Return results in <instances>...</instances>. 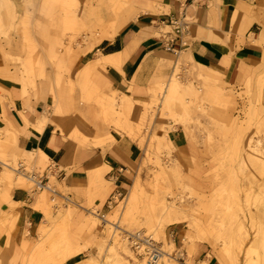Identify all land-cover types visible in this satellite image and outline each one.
Segmentation results:
<instances>
[{
    "label": "rangeland",
    "instance_id": "1",
    "mask_svg": "<svg viewBox=\"0 0 264 264\" xmlns=\"http://www.w3.org/2000/svg\"><path fill=\"white\" fill-rule=\"evenodd\" d=\"M11 1L15 6L14 11L17 14V18L9 21L4 10L0 14L5 16L0 23V56L3 58L5 68L9 73L14 72V74L16 68L23 86L26 84V89L37 91L38 88L42 89L47 84L49 91L53 95L65 83L73 85L71 80L73 79L74 72L71 71L70 75L64 76V79H61L60 83H58L56 81L54 66L51 62L52 56L58 54V57L62 61L69 63L71 61L73 65L74 61L86 50L87 46L95 40V38H93V41L88 40L89 43L86 45L84 42L85 35L89 37L95 36L97 32H100L102 22L109 24L111 20L114 18L120 19L131 9V0H85L81 2L79 11H82V14H84L85 8L89 6L92 8L93 14L86 21L85 31L77 29L74 34L64 25L65 22L60 2L51 0ZM190 4L191 2H188V5ZM140 8L144 7H138V9ZM26 12L28 18L22 22V16ZM178 17H182V14L179 12ZM193 21V17L186 15L185 24L188 27H190ZM160 32L162 36L166 37L168 36L167 34L172 33V28L166 30L162 25ZM165 52L169 55L167 56L168 59L160 61L155 79L149 89V100L144 104L150 105L153 102L161 106L160 102H156L153 90H157L158 92L161 83L167 84L170 77L174 74H177L184 84H191L198 92H204V95L200 99H191V119L189 120L194 142H191V144V140H188L191 161L185 166L177 156V152L165 148H161L162 153L159 155V159L156 156L146 155L144 153L145 150H143L142 162L145 169L141 171L140 175H142L145 182L148 196L154 195L157 183H159L161 195L162 193H173L175 197L178 195L182 196L185 200L184 206L188 210L187 213L198 221L202 232L198 233L195 230L186 228L185 225H180L181 228H184L183 231L188 238V243H178L174 250L169 248V243L174 239L169 235V232L175 225L167 226L164 229L165 237H163V234L158 236L162 251L171 253L172 258L177 260L175 264H204L200 262L204 260V257L207 259L215 258L219 264H222L219 252L225 250L227 246L224 243H227L229 237L233 235L243 244L240 251L232 247L233 254L238 257V260L234 263V260L229 259L227 260V264H248L249 259L247 254L250 251H256L255 254L257 253L256 255H258L260 264H264V241L260 239L264 234L263 220L261 216L255 214L253 205L256 195L264 188V163L253 157L250 150L246 147V143L248 144V142H250L251 147H254L260 141L262 153L264 154V129L259 133L255 130V127L249 129L245 127L244 134H242L238 129L233 128L235 121L238 124L245 123V116L252 105L259 106L264 112V92L262 94L258 93L253 82L255 80L251 81L252 88L250 90L247 88V84L241 88L223 85V89L228 94H231L232 103L231 105L223 101L220 103L211 96L206 95V89L201 82L187 77L184 72L176 73L174 63L179 53H170L166 49ZM27 68L33 70L30 74V78H32L30 80L33 83H31L25 72ZM224 101L226 100L224 99ZM99 106L104 110L103 112L107 113L106 117L111 120L110 123L116 130L114 121L116 113L112 114L101 105ZM147 112L148 108L141 106L140 112L136 117L130 116V121L135 125L140 120V115ZM150 112L151 110L145 116L142 122L143 125L139 129L134 128V134L131 136L139 140L142 148L145 147L142 141H154L157 135L169 134L173 130L181 129L175 124L181 121V116L184 114L183 107L179 103H176L172 108L175 117L169 115L164 119H160V110H156L155 114H150ZM152 115L154 117H151ZM256 124L258 122L254 120L252 125L256 126ZM157 144L155 142L154 145ZM12 147V143L3 144L2 141L0 143V159L5 162L14 163L15 160L27 159V156L15 157V153L12 155L10 153ZM47 165L48 163L45 164L40 174L45 172ZM167 166H179L181 168L180 173L176 167V172L181 174L179 180H175V177H172L173 179H170L169 182L156 181V177L161 175ZM53 183H55L53 186L60 193V196H64L65 199L69 198L68 192L55 179H51V184ZM0 186L3 187L1 181ZM188 187L200 189L207 195L205 199H202L206 200L205 205L197 212L191 209L194 205L198 204L196 200L197 196ZM32 190L27 191L31 197L38 199L40 193H32ZM217 190H220V192L217 193ZM127 195L128 192H124L123 197L116 204H113L111 208L104 210L102 214L105 216L114 215L113 222L122 230L127 231L126 233L141 231L146 232L147 235L150 233L157 235L155 233L157 226L154 224L151 226L145 222V216L149 214L153 216V214L144 208V203L139 206L136 212V218L141 220V223L138 225L129 226L123 221L121 215H118L117 207L120 206L121 201ZM60 196H53L50 193L46 195L47 202L52 208V215L55 217L60 211L72 206V200L71 202H64L66 200L60 198ZM53 198L56 200L55 202L51 201ZM168 201L170 203L173 202L172 199ZM92 206H95V203L84 205L83 208L90 210ZM75 209L86 219L87 212L84 209L80 207H76ZM234 215L236 218H234ZM156 216L158 217L160 214L157 213ZM214 220L224 222L226 230L215 229V234L213 233L212 237L207 233V230L209 229L208 224ZM253 220L258 222L257 227L254 226L255 222ZM260 223L261 225H259ZM240 228H242V232H240ZM95 234L97 238L103 239L102 241H105L106 245L110 246L113 244V240L109 238L110 232L106 233L101 222H99ZM205 236H210L213 241L216 239L220 240L215 241L216 245L205 244L203 243ZM180 239L182 240L183 237H180ZM126 245L129 247V251H131L130 255H133L136 260L118 249L119 259L122 261V264H149L146 259L137 256L133 252L128 242ZM92 252L96 254L97 248L94 247ZM181 256L184 257L180 258ZM87 257H89V254L84 253L78 260H83ZM200 257L202 259L199 261ZM12 263L15 264V261L6 262L2 259L0 262V264ZM159 264H164V262L160 260ZM224 264L226 263L224 262Z\"/></svg>",
    "mask_w": 264,
    "mask_h": 264
},
{
    "label": "crops",
    "instance_id": "2",
    "mask_svg": "<svg viewBox=\"0 0 264 264\" xmlns=\"http://www.w3.org/2000/svg\"><path fill=\"white\" fill-rule=\"evenodd\" d=\"M182 1L187 2L190 8L186 15L193 17L194 21L186 33L171 44L176 53L185 52L195 64L219 72L226 85L241 88L248 81L255 80L256 69L264 57V46L255 42L264 25L263 0H131V9L121 17L128 19V25L115 39L104 40L91 51L81 53L72 65L74 75L71 82L76 81L79 71L94 61L99 52L107 57L123 54L143 30L154 28L160 33L163 24L171 27L169 21L178 17ZM149 5L162 10L136 15L140 10L138 7ZM167 39L162 34L159 37L148 35L131 52L120 70L107 67L105 76L95 73L91 77L92 85L109 96L116 91L131 97L135 103L132 117H136L140 105L149 100V89L160 61L168 59L165 52ZM45 116L49 123L43 126ZM110 122L98 104L85 100L81 90L68 83L54 95L47 84L37 91L26 89L25 93L16 68L15 74L9 73L0 56V129L15 136L10 142L13 146L10 153L24 157L25 153L43 152L60 168L59 183L68 192L69 199L82 207L88 204L89 174L103 166L108 167L105 179L111 187L108 194L104 193L108 199L102 212L110 208L108 203L115 192L122 196L128 192L145 149L138 139L115 130ZM168 135L177 156L187 166L191 160L185 132L176 129ZM109 136L113 139L109 140ZM12 202L23 205L18 210L19 218L12 235L13 248L18 251L25 231H29V238L36 235L43 213L35 209L36 198L28 191L15 190ZM100 204L98 198L95 205ZM1 208L7 210L9 205L2 203ZM183 230L180 225L170 229L175 247L183 242L180 239ZM4 242L5 238L0 239V247ZM200 262L219 264L215 258L206 257Z\"/></svg>",
    "mask_w": 264,
    "mask_h": 264
},
{
    "label": "bare ground",
    "instance_id": "3",
    "mask_svg": "<svg viewBox=\"0 0 264 264\" xmlns=\"http://www.w3.org/2000/svg\"><path fill=\"white\" fill-rule=\"evenodd\" d=\"M51 1L61 3L63 20L65 22L64 23L62 21V23H64V25L68 27L72 33L75 34V30L77 29H82L85 31L86 21L88 20V17L92 16L93 14L92 8L89 6L85 8L86 11H84V14H82V11H79V7L82 4L81 2L85 0ZM189 8L190 7L186 6L185 2L182 1L181 5H179L178 11L180 14L185 13L186 15V12ZM2 10H4L6 13V17L9 21H13L17 18V14L14 11L15 6L11 0H0V14L3 13ZM161 10V7L157 8L155 6L149 5L148 7L140 8L136 15L138 16L142 13H160ZM137 16H133L134 19H136ZM4 17L5 16L0 15V23ZM27 18L28 15L26 12L22 16V22ZM127 25L128 19L126 18H114L109 22V24L102 22L99 33L97 32L93 37H89L88 35L84 36V42L86 45L89 43L88 40L93 41V38H95V40L92 42V44L87 46L83 54L91 51L104 40L115 39L116 36L120 34ZM163 26L166 30L171 28L165 24H163ZM160 33L154 28L143 30L141 34L135 38V40L128 44V47L123 54L107 57L99 52L97 54V58L94 61L84 65V67L79 71L76 81L73 82V86L81 90L84 99H86L88 102L94 101L105 108L108 112H111L112 114L115 112L116 116L114 121L116 130L123 132L128 136H132L134 134V128L139 129V127L143 125L142 122L145 119V116L149 114V110H151L150 114H155L156 110H160V119H164L169 115L175 117L173 114L174 112H172V108L176 103H179L183 107L184 114L181 116V121L177 122V120L175 125L179 126L185 132L188 140H191L190 143H194L192 139L193 135L190 131L192 128L189 120L191 119V99H200L201 96L204 95V92H198L191 84H184L177 74L172 75L167 84L161 83L158 92L157 90H153V96L156 98V102L161 103V106H158L157 103L153 102L150 104L151 106L146 104L140 105L145 106V108L147 107L148 112L140 115V120L136 122L135 125L132 121H130V116L132 115L135 106V103L131 97L125 94L117 93L116 91L112 92V94L109 96L108 94H105L94 87L91 83V77L95 73L99 72L105 76L107 67H115L120 70L123 62L129 58L131 52L138 46L142 39L148 35L159 37ZM255 42L264 45V25L258 39ZM51 62L54 66L56 81L58 83H60L61 79H64V76L70 75L72 68L71 61L70 63L62 61L60 57H58V54H54L52 56ZM174 67L176 69V73L184 72L187 77L194 79L197 82H201L203 87L206 89V95L211 96L220 103L223 101L224 103L231 105L232 96L223 89L222 86L226 85V83L223 81L219 72L205 68L199 64H195L189 54L185 52H181L179 54L178 58L175 60ZM256 70L258 74L255 77V81L253 82L255 84V89H257L259 94H262L264 92V57L262 58L261 64ZM25 72L28 75L27 77L29 80L32 79L30 78V74L33 72V70L31 68H27ZM30 81L33 83L32 80ZM247 88L249 90L252 88L251 80L248 81ZM24 91L26 93V84H24ZM224 99L226 101H224ZM104 113L107 115L106 112ZM151 117L154 116L152 115ZM254 120L258 122L256 126L252 125ZM42 122L44 126L49 123V120L45 116ZM245 127L248 129L255 127V130L259 133L264 129V112L262 111V108L257 105H252L245 116V123L238 124L235 121L233 124V128L238 129V131L242 134H244ZM14 139L15 136L13 134H9V132H6V130L4 132V130L0 129V143L3 141V144H8ZM108 139L112 140L113 138L112 136H109ZM155 142L158 144L154 145ZM142 144L145 145L144 153L146 155L148 154L156 156L157 159H159V155L162 153L161 148L175 151L174 146L169 139L168 133H165L164 135H157L154 138V141H142ZM246 147L248 150H250V153L253 157H255L258 161L261 160V162L264 163V154L262 153L260 141H258L257 145L254 147H251L250 142H248V144L246 143ZM25 154L27 159L15 160V163L5 162L0 159V166H2V169H0V181L3 184V187L0 186V239L5 238L6 241L4 247L0 248L2 251L0 253V262L3 259V261L6 262L15 260V264H67L70 261L76 260L84 253H88L89 257L83 260H77L72 264H122V261L119 259L120 256L118 249L134 259L133 255H130L131 251H129V247L126 245L127 237L123 236V234L127 231L122 230L119 226H116V224L113 222V218H115L114 215L111 214L109 216H105L102 214V207L107 197L104 193L107 192L108 194V191L111 187L110 182L105 179V175L108 171V167L106 166L98 168L89 174L90 187L87 193L88 204L92 205L98 198L101 199V204L92 206L90 210H87V208H83L82 206H78L72 201V206L70 208L60 211L55 217L52 215L51 205L47 202V192L45 191L40 193L38 199H36V204L34 207L43 213V220L36 230L35 237L33 236L32 238H29V231H25V237L21 243V246L19 249H17L18 251H15V248H13L12 235L16 229V224L19 218L18 210L23 205L13 203L12 194L17 189L25 191L34 189L32 184L33 181L29 180L30 178L25 176L26 173H29L30 175H39L42 172V169L45 167V164H50L49 158L43 152L39 151L36 153ZM21 162L24 163L26 167V173H16V170H18L17 165H19ZM176 167L181 173V168L179 166H167L162 171L161 175L156 177V181L169 182L170 179H173L172 177H175V180H179L181 174L176 172ZM143 169H145V166L144 163L141 162L139 171L136 174L133 184L128 189V195L121 201L120 206L117 207L118 215H121L123 221L129 226L140 224L141 220L136 218V212L138 211L139 206L144 203V208L153 214V216L150 214L145 216V222L148 225L153 226L154 224L157 226V231L155 232L157 235H152L151 233L148 234L149 237H151L156 243L160 244V241L158 240V236L160 234H163V237H165L164 229L167 226L185 225L186 228H190L198 233H201V225L198 224L196 219L187 213L188 210L184 206L185 200L182 196L178 195L175 197L173 193H162L161 195L159 183H157L155 186L154 195L148 196L145 182L142 178V175H140ZM52 179H55L56 182L60 184L58 178ZM54 184L55 183L51 184V186ZM189 189L197 196L196 200L198 204L191 208L192 211L194 210L197 212L205 205L206 200L202 199H205L207 195L200 189L194 187H190ZM219 192L220 190H217V193ZM54 198L51 199L52 202L56 201ZM60 198L66 200L64 202H71L69 198L65 199L62 196H60ZM169 199H172L173 202L170 203L168 201ZM2 203L8 204L9 208L7 210H2ZM253 205L255 208V214L261 216L264 227V188L258 195H256ZM75 206L80 207L84 209L85 212H87L86 219L81 213L75 211ZM119 211H121V213H119ZM157 213H159L160 216L157 217ZM234 218H236L235 215ZM255 220H253V222H255L254 226L257 227L258 222ZM99 222H101L106 233L110 232L109 238L113 240L112 245L108 246L106 245L105 241H102L103 239L96 237L95 232ZM259 225H261V223ZM208 227L209 229L207 230V233L212 237L213 233L215 234V229L223 231L226 230L225 223L216 220L208 224ZM240 232H242V228H240ZM181 235L183 237V243L187 244L188 238L186 237L184 231ZM260 239L264 241V234ZM216 240L219 241L220 239ZM215 241H213L210 236H205L203 238V243L205 244L216 245ZM224 244L227 247L224 251L219 252L221 263L224 264L225 262L227 264V260L229 259L234 260V263H236L238 257L233 254L232 247H235L240 251L243 243L235 236L231 235L228 242ZM94 247L97 248L96 254L92 252ZM169 248L174 250L176 249L174 239L171 241V243H169ZM253 252L250 251L247 254L249 259L248 264H260L258 255H256L257 253L255 254L256 251ZM183 257L181 256L180 258ZM161 261L164 262V264H175V262H177L176 259L172 258L171 253L168 251L162 254ZM156 264H159V262Z\"/></svg>",
    "mask_w": 264,
    "mask_h": 264
},
{
    "label": "built area",
    "instance_id": "4",
    "mask_svg": "<svg viewBox=\"0 0 264 264\" xmlns=\"http://www.w3.org/2000/svg\"><path fill=\"white\" fill-rule=\"evenodd\" d=\"M184 2L186 4V1ZM185 21H186L185 14H182L181 18L174 16L173 18L170 19L169 25L172 28V33L167 34L168 36H166L168 38L167 45L165 47L167 52L176 53V51L174 50L171 44L174 43L175 40L179 39V37L183 36L186 33L188 26L187 24H185ZM0 169H2V166H0ZM17 169L18 170H16V173L19 172L26 173V167L22 162L19 163V165H17ZM35 175L36 174L30 175L29 173H26L25 175L26 177L30 178L29 180L33 181L32 183L34 186V189L32 190L33 193L34 192L42 193L46 191L47 193H50L53 196H60V193L57 192L55 187L51 186L52 178L60 179L62 176V172L60 168L57 166V164H55L54 162H50L44 173L36 176ZM122 197L123 196L121 193L115 192L108 203V207L111 208L112 205L116 204L117 201L120 200ZM125 236L127 237V242L129 243L131 249L137 256L146 259L147 262L150 264H156L160 262L162 258V254L164 253L162 251V247L160 246V244L153 241L152 238L149 237V235H147L144 232H136V233H126Z\"/></svg>",
    "mask_w": 264,
    "mask_h": 264
}]
</instances>
